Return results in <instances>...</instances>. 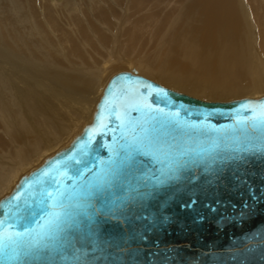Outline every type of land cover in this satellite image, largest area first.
Wrapping results in <instances>:
<instances>
[{
  "label": "water",
  "instance_id": "obj_1",
  "mask_svg": "<svg viewBox=\"0 0 264 264\" xmlns=\"http://www.w3.org/2000/svg\"><path fill=\"white\" fill-rule=\"evenodd\" d=\"M129 85L152 110L122 121L109 92ZM262 103L115 74L83 132L0 200V232L19 233L0 264H264Z\"/></svg>",
  "mask_w": 264,
  "mask_h": 264
},
{
  "label": "bare ground",
  "instance_id": "obj_2",
  "mask_svg": "<svg viewBox=\"0 0 264 264\" xmlns=\"http://www.w3.org/2000/svg\"><path fill=\"white\" fill-rule=\"evenodd\" d=\"M28 1L0 0V200L83 132L119 72L204 101L264 96V0H136L154 7L129 27L93 0L95 31L77 9L45 0L42 20Z\"/></svg>",
  "mask_w": 264,
  "mask_h": 264
},
{
  "label": "rangeland",
  "instance_id": "obj_3",
  "mask_svg": "<svg viewBox=\"0 0 264 264\" xmlns=\"http://www.w3.org/2000/svg\"><path fill=\"white\" fill-rule=\"evenodd\" d=\"M45 0H33L34 4L36 5V7L38 8L39 10V13L37 14L38 17L40 19H42L43 17L46 19V10H45V6L44 4H42V2H44ZM47 1V0H46ZM50 1V0H49ZM56 3L58 4V9H60L61 11V15H64L66 14V16L69 15V10H72V9H77V11H81V13H83V17H84V21L86 22V24L91 27V29L93 31H95L96 27H97V23L98 20L94 19L96 16L95 15V12H93L92 14V2L93 0H55ZM103 3L107 4L106 6H103L105 8V10L107 9V6L109 7V12L108 10L106 11L107 13V19H110L112 23V25L114 24L116 26L115 23H118L119 25L121 24L120 22H122V20L124 19L125 22H128V27H129V24L134 21V18H136V16L138 17V15H142L143 13H146L148 12L149 9H151V7L153 8L154 7V1H150L149 4H148V8L143 11L142 13L140 12H135L136 10L134 9V6H135V1L136 0H101ZM162 1V0H160ZM164 2L165 1H169V0H163ZM26 2H29L28 0H24V3ZM65 2V3H64ZM163 2L162 5H165V3ZM172 2V1H171ZM169 1V3H171ZM176 2V3H175ZM64 3V4H62ZM91 3V4H90ZM180 3V0H174L173 4H170V7L173 10V12H175V9L177 8V4ZM67 4V5H66ZM153 4V5H152ZM26 5V4H25ZM34 5V7H35ZM147 3H146V0H143V7L146 8L147 6ZM35 7V8H36ZM64 9H63V8ZM68 7V8H67ZM74 7V8H72ZM161 7V6H160ZM69 9V10H68ZM90 9V10H89ZM41 11V12H40ZM114 12V13H113ZM135 12V13H134ZM43 13V14H42ZM59 14V13H58ZM92 14V15H91ZM135 14V15H134ZM158 14V12H157ZM165 14V13H164ZM164 14L162 13V16L164 17ZM43 15V16H42ZM94 17V18H93ZM112 17V18H111ZM162 17V18H163ZM43 18V19H44ZM42 19V20H43ZM92 23H90L91 21ZM165 20H168V19H165ZM100 24V23H99ZM45 25V24H44ZM91 25V26H90ZM100 26V25H99ZM118 27V26H117ZM45 28H46V25H45ZM124 30H127L126 27H124ZM147 33V32H146ZM109 34L108 36H110V33H107ZM147 35V34H146ZM259 35V32H257V36ZM111 37V36H110ZM147 37V36H146ZM112 39V38H111ZM143 40V39H142ZM113 43V41L111 42V44ZM259 47V46H258ZM138 50V49H137ZM104 52V51H103ZM36 87V86H34ZM42 94V93H41ZM43 95V94H42ZM4 127L2 125V123H0V142H5L7 140V137L6 135L4 134L5 130L3 131ZM4 133H3V132ZM1 147V146H0Z\"/></svg>",
  "mask_w": 264,
  "mask_h": 264
},
{
  "label": "snow or ice",
  "instance_id": "obj_4",
  "mask_svg": "<svg viewBox=\"0 0 264 264\" xmlns=\"http://www.w3.org/2000/svg\"><path fill=\"white\" fill-rule=\"evenodd\" d=\"M144 87L147 89V88H150L151 86L150 85H144ZM159 91H160V93H163L166 95V93H164L163 89H160ZM109 96L113 97L112 104L114 105V107L124 109V111L120 115L117 116V119L122 120V121L126 119L127 114H128V109H137V108L142 107V108L149 110V111L152 110L151 103H149L147 101V99L139 93L138 89H136L130 85L126 86L122 90V92L120 93V96L122 97V102H119V103L117 102V100L115 98V94L112 91L109 92ZM105 104H109L108 98L105 99ZM260 108H261L260 118H264V103H262L260 105ZM156 111H162V109L157 108ZM48 195H49V198L52 197L51 193H49ZM60 195H62V194H60ZM59 217H60V213L57 212L55 214V218L58 220ZM0 223H2V222H0ZM53 223H54V221H52V220L49 221L50 225ZM13 235H19V233H11L7 229H5L3 232H0V236L6 237L9 239Z\"/></svg>",
  "mask_w": 264,
  "mask_h": 264
}]
</instances>
